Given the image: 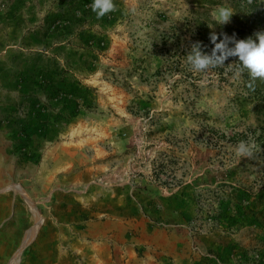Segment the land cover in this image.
I'll return each instance as SVG.
<instances>
[{
  "label": "rangeland",
  "instance_id": "obj_1",
  "mask_svg": "<svg viewBox=\"0 0 264 264\" xmlns=\"http://www.w3.org/2000/svg\"><path fill=\"white\" fill-rule=\"evenodd\" d=\"M204 1L114 0L97 19L92 0H0V264H264L238 58L207 76L185 60L211 53L213 13L239 11ZM249 134L259 151L235 157Z\"/></svg>",
  "mask_w": 264,
  "mask_h": 264
},
{
  "label": "clouds",
  "instance_id": "obj_2",
  "mask_svg": "<svg viewBox=\"0 0 264 264\" xmlns=\"http://www.w3.org/2000/svg\"><path fill=\"white\" fill-rule=\"evenodd\" d=\"M89 7L97 19L117 10L114 0H92ZM232 16L233 12L223 7L213 13L216 24L221 26L230 23ZM210 39L214 45L210 54L201 50L200 43L191 46V50L185 56L190 71L207 76L211 69L225 67L226 60L237 57L239 67L234 73L237 78L243 70H247L252 80L264 81V31L256 32L254 36L246 39H236L235 35L223 34V39L219 42L218 36L213 33ZM233 64H229L228 67L231 68ZM258 151L259 145L251 134L246 140H240L233 146V155L237 158H252Z\"/></svg>",
  "mask_w": 264,
  "mask_h": 264
},
{
  "label": "trees",
  "instance_id": "obj_3",
  "mask_svg": "<svg viewBox=\"0 0 264 264\" xmlns=\"http://www.w3.org/2000/svg\"><path fill=\"white\" fill-rule=\"evenodd\" d=\"M204 2L209 4L213 1L205 0ZM235 2L234 7L236 11H239V14L234 13L230 23L220 25L223 31L216 33L218 36L217 42L223 39V34L235 35L236 39H246L254 36L256 32L264 31V0H251V2L250 0H236ZM210 37H206L202 44L206 51H211L214 47ZM237 81L238 96L236 104H239V102L254 103L258 124L262 126L258 136L264 146V81L252 80L248 73L238 77Z\"/></svg>",
  "mask_w": 264,
  "mask_h": 264
},
{
  "label": "bare ground",
  "instance_id": "obj_4",
  "mask_svg": "<svg viewBox=\"0 0 264 264\" xmlns=\"http://www.w3.org/2000/svg\"><path fill=\"white\" fill-rule=\"evenodd\" d=\"M33 232H35V230H33ZM11 264H17V260L13 261Z\"/></svg>",
  "mask_w": 264,
  "mask_h": 264
}]
</instances>
